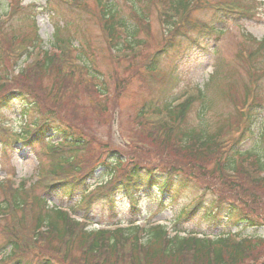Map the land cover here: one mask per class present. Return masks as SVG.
Returning <instances> with one entry per match:
<instances>
[{
    "label": "trees",
    "instance_id": "obj_1",
    "mask_svg": "<svg viewBox=\"0 0 264 264\" xmlns=\"http://www.w3.org/2000/svg\"><path fill=\"white\" fill-rule=\"evenodd\" d=\"M64 1L73 5L71 2L75 0ZM145 1V8L152 5L159 9V21L165 33L164 45L148 54L142 64L145 75L158 77L160 61L178 45L176 39L183 36L180 30L193 26L188 16L194 7H198L200 0ZM17 4L11 5L10 15L15 14ZM96 4L98 22L102 25L107 46L110 50L116 49L118 57H135L136 52L144 49L142 40L137 37L142 29L140 22L144 17L143 12L135 10L138 24L130 30V46L126 40L122 42L118 34L123 32L125 24L120 21L116 24L114 3L96 0ZM243 6L239 7L232 0H227V3L217 5L216 9L235 10L251 18L252 7ZM33 28L35 33L31 38L8 40L1 35L9 41L8 47L15 59L18 60L24 54L32 57L33 62L25 64L22 72L33 71L32 77L36 79L53 74L57 79L64 80L87 69L85 66L79 67L78 58L72 56L70 41L61 36H53L54 43L50 51L37 48L41 39L36 35L34 24ZM203 30L214 34L219 32L213 26L208 29L203 27ZM245 37L250 44L256 45L245 58L254 72L253 64L256 58H261L264 40L256 41L249 35ZM3 55L7 57L6 53L0 51V59ZM212 67L211 76L202 89L192 90L181 101L164 102L149 109H145L144 103L136 115L142 130L144 122L147 130L158 135L160 144L169 146L179 159L186 161L183 167L175 163L162 168L133 164L117 177V169L122 164L121 157L114 156L113 162L112 159L107 162L99 158H81L87 143L71 126L55 117L35 119L26 125L22 137L16 141L25 144L32 153L35 142H45L48 145L47 156L51 158L50 167L41 172V177H37L39 179L32 186L22 184L12 188L11 181H2L0 184V220L4 222L2 233L10 246L9 255L1 259L0 264H264V259L257 254L261 247L258 240L239 239L231 234H219L213 238L192 233L181 235L178 231L169 232L160 223L140 225L136 218L141 213L133 201L134 192L148 194L154 189L158 194L166 195L167 204L172 206L176 192L187 190L194 194V198L191 204L172 214V222L180 224L201 211L205 219L208 215L221 216L228 225L242 223L244 228L260 226L259 217L250 208L252 202L238 201L245 209L218 196L205 203L208 196L196 189L193 181L200 180V170H204L205 164H208L214 175L228 181L230 189L238 190L246 186L264 190V157L260 153L245 151L243 147L261 107L255 104L253 90L248 89L240 105L232 103L239 112L233 109L236 115L234 119L228 113L218 114L216 105L225 99L226 94L218 89L222 67L216 61L212 62ZM8 86V80L0 78V109L10 108L12 103H16L18 107L15 110L20 119L31 116L36 109L35 101L25 90H6ZM213 91L219 93L220 100H216ZM150 115L156 120L151 119ZM0 133L6 136L2 130ZM54 139L58 141L52 145ZM33 155L39 160V154ZM99 170L111 177L109 182L99 185L95 193H87L86 181L94 179ZM115 185L120 186L117 189L119 194L129 198L132 206L129 214L118 212L112 198L107 203L112 211L110 214L105 215L101 211L91 215L96 218L95 225L99 228L88 229L90 219L87 210L79 221L71 217L69 209L74 211L84 200V208L88 209L91 196L103 195V199L110 197L115 193ZM35 187L41 189V196L33 194ZM74 196L79 199L74 201ZM48 198H52L57 206L50 205ZM64 200L70 202L68 207L62 206ZM162 207L163 204L160 205ZM51 244L53 249L48 256L37 254L34 261H26L27 252L48 249Z\"/></svg>",
    "mask_w": 264,
    "mask_h": 264
},
{
    "label": "rangeland",
    "instance_id": "obj_2",
    "mask_svg": "<svg viewBox=\"0 0 264 264\" xmlns=\"http://www.w3.org/2000/svg\"><path fill=\"white\" fill-rule=\"evenodd\" d=\"M0 0V51L6 53L0 59V77L7 79L9 86L6 90H25L36 103V109L31 116L20 119L13 104L11 108L0 109V184L2 181H11L12 188L32 186L41 177V172L48 169L51 158L47 156L48 145L43 142L33 144V153L39 154V165L29 148L16 141L25 125L31 124L35 119L55 117L60 122L71 126L80 133L87 147L80 155L81 158L91 160L100 159L111 161L114 156H120L122 164L117 169V177L130 168L133 164L145 167L159 166L170 167L173 163L183 167L186 161L179 159L174 150L169 146L160 144L158 135L146 129L143 130L136 120L139 108L145 103V109L157 107L174 99L180 100L184 95L191 94L192 90L201 89L207 82L213 69L212 62L219 63L222 79L218 82V89L226 94L220 100L217 92L213 91L218 114L228 113L235 118L232 103L240 105L245 97L246 90L255 93V104L261 110L254 120L251 132L244 140V150L260 153L264 157V51L261 58L251 61L255 71L252 72L246 57L256 45L244 39L250 35L255 40L264 39V0H232L239 7L251 6L254 14L248 18L238 12L216 9L226 0H200L198 7H194L188 19L193 26L181 29L183 36L178 37V45L167 57L160 61L158 77L144 74L143 62L148 54L157 51L164 44L165 33L159 21L158 8L148 5L145 0H109L114 3V18L124 25L123 32L118 33L122 42L130 45V30L138 24V12L142 11V29L138 33L144 44V49L136 52L135 57L121 58L114 54L107 46L105 36L102 35V25L98 22V9L96 0H75L71 4L64 0ZM17 4L15 14L10 15L11 5ZM220 8V7H219ZM33 22L37 28V35L41 39L40 47L49 51L53 43L54 32L59 29V35L71 40L72 56H77L79 67L85 66L73 78L57 79L53 74L48 77L36 79L32 77L33 71L23 70L25 64L33 62L32 57L24 54L20 59H15L9 50V39L31 38L34 36ZM60 26L64 27L61 28ZM140 26V25H139ZM215 26L222 31L221 35L208 33L203 30ZM122 30V29H121ZM1 35H3L4 40ZM131 46V45H130ZM133 46V45H132ZM39 48V46L37 47ZM35 52V51H34ZM216 58V59H215ZM90 68V69H89ZM104 94H103V93ZM231 97V98H230ZM237 111V110H236ZM238 112V111H237ZM239 113V112H238ZM153 115V114H152ZM209 115V114H208ZM153 120V116L150 115ZM56 139L52 140V144ZM74 154V153H72ZM67 154L68 157H73ZM113 162V159H112ZM200 180H193L196 189L206 193L210 200L218 197L233 201L245 207V200L252 202L250 208L259 217L258 228L245 229L240 225H228L221 216L208 215L205 219L200 211L197 216L180 223L177 228L185 234L214 237L219 233H238L241 237L253 238L261 243L257 254L264 259V190L242 186L230 189L228 181L219 175H214L211 167L205 164L200 170ZM110 176L99 170L94 179L86 181L87 193H95L100 184L109 182ZM110 185L106 186L109 187ZM120 186L115 185V193L110 197L103 195L91 196L90 204L85 209L84 201L70 211V215L79 220V217L88 211L89 229L95 226L96 219L91 215L104 211L110 214L108 202L113 198V203L118 212L130 213L132 206L129 198L117 193ZM172 208H160L159 203L166 204L167 197L157 191H143L133 193L135 206L141 210L139 223L160 222L167 226L170 232L176 229L171 222L172 214L184 208L193 200L191 192L177 191ZM33 194L41 196V189L36 188ZM79 196V195H78ZM74 196V201L79 197ZM240 196L245 198L240 199ZM81 197H84L81 195ZM50 204L57 203L48 198ZM62 206L70 205L64 200ZM241 201L242 203L238 202ZM2 190H0V203ZM205 205V204H204ZM114 208V212H116ZM139 218V216H136ZM4 222L0 220V258L8 253V246L3 237ZM53 249L51 244L48 249L29 251L26 261H34L37 254L49 255Z\"/></svg>",
    "mask_w": 264,
    "mask_h": 264
}]
</instances>
